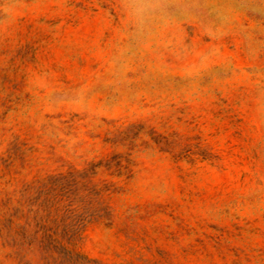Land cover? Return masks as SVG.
Instances as JSON below:
<instances>
[{"label":"rangeland","instance_id":"rangeland-1","mask_svg":"<svg viewBox=\"0 0 264 264\" xmlns=\"http://www.w3.org/2000/svg\"><path fill=\"white\" fill-rule=\"evenodd\" d=\"M51 178L90 264H264V0H0V200Z\"/></svg>","mask_w":264,"mask_h":264},{"label":"trees","instance_id":"trees-1","mask_svg":"<svg viewBox=\"0 0 264 264\" xmlns=\"http://www.w3.org/2000/svg\"><path fill=\"white\" fill-rule=\"evenodd\" d=\"M59 181V178H51L33 193L29 186L15 201L11 195H4L5 198L0 200V241L17 250L25 246L31 248L32 243L38 242L45 250L49 264H90V260L70 245V238L77 233L67 238V233L53 230L52 224L67 216L62 211L72 206L63 204L64 195L57 186Z\"/></svg>","mask_w":264,"mask_h":264}]
</instances>
